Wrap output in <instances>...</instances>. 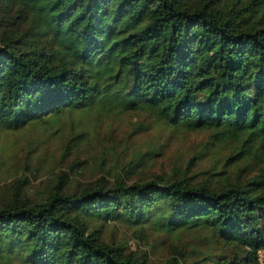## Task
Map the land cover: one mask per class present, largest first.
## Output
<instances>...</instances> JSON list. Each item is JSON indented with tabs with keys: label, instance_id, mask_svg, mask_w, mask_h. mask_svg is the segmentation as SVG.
I'll list each match as a JSON object with an SVG mask.
<instances>
[{
	"label": "trees",
	"instance_id": "1",
	"mask_svg": "<svg viewBox=\"0 0 264 264\" xmlns=\"http://www.w3.org/2000/svg\"><path fill=\"white\" fill-rule=\"evenodd\" d=\"M91 111L211 131L216 143L235 146L224 169L244 163L251 175H225L216 187L181 171L131 182L140 158L74 190L59 173L35 197L29 178H17L0 193V264H258L264 0H0V132ZM85 132L62 157L87 141ZM111 223L143 234L205 232L213 247H177L152 262L107 240Z\"/></svg>",
	"mask_w": 264,
	"mask_h": 264
},
{
	"label": "rangeland",
	"instance_id": "2",
	"mask_svg": "<svg viewBox=\"0 0 264 264\" xmlns=\"http://www.w3.org/2000/svg\"><path fill=\"white\" fill-rule=\"evenodd\" d=\"M141 124L150 125L146 132H140ZM84 130L87 141L78 147L71 141V149L62 157V148ZM234 148L233 144L213 141L211 131L172 129L153 123L145 115L74 113L60 124L0 132V193L15 179L26 176L29 192L35 197L38 191L40 194L45 191L59 173L67 175V190H74L100 177L119 175L129 162L140 158L142 165L131 182L181 171L193 183L216 187L223 183L225 175L231 181L245 180L251 175L249 170H244V163L224 169L226 158ZM223 171L227 173L214 176ZM145 229L143 234L121 223H111L103 235L107 240L125 243L130 250L146 253L152 262L169 257L177 247L186 246L199 253L213 247L205 232L184 231L168 236Z\"/></svg>",
	"mask_w": 264,
	"mask_h": 264
},
{
	"label": "built area",
	"instance_id": "3",
	"mask_svg": "<svg viewBox=\"0 0 264 264\" xmlns=\"http://www.w3.org/2000/svg\"><path fill=\"white\" fill-rule=\"evenodd\" d=\"M258 264H264V251H260L257 254Z\"/></svg>",
	"mask_w": 264,
	"mask_h": 264
}]
</instances>
